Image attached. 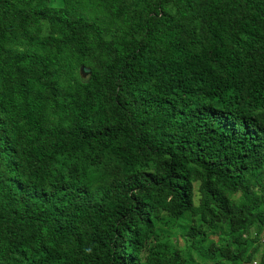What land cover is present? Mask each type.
<instances>
[{
	"label": "trees",
	"instance_id": "trees-1",
	"mask_svg": "<svg viewBox=\"0 0 264 264\" xmlns=\"http://www.w3.org/2000/svg\"><path fill=\"white\" fill-rule=\"evenodd\" d=\"M263 229L264 0H0V264H245Z\"/></svg>",
	"mask_w": 264,
	"mask_h": 264
},
{
	"label": "rangeland",
	"instance_id": "rangeland-1",
	"mask_svg": "<svg viewBox=\"0 0 264 264\" xmlns=\"http://www.w3.org/2000/svg\"><path fill=\"white\" fill-rule=\"evenodd\" d=\"M82 77H84V76H82ZM142 171H143L145 176H147L149 178H153L155 176V173H156L155 164L153 162H150L148 165H145L142 167ZM113 179H114L113 177H110V178H107L103 181L94 182L93 184H91L90 190L93 191L95 189L104 188L109 183H111L113 181ZM198 187H199V181H194L193 182V192H194V202L195 203H198V199H199ZM238 196H239V193L235 194L233 196V198L236 199ZM256 233H257V229L255 227H252L250 230V235L253 237ZM258 237H259V240H258L257 245H256L258 247V257L255 258V260H254L255 262H258L259 256L264 252V229L261 230ZM208 238L213 240L217 244L226 241V237L223 235V233L218 228L214 232L210 233ZM178 245L181 248H183L185 246V242L181 236H179ZM194 257H195V260L197 262H199L200 264H213L210 261L201 260L196 254H194ZM254 261L249 262V263H245V264H254L253 263Z\"/></svg>",
	"mask_w": 264,
	"mask_h": 264
}]
</instances>
